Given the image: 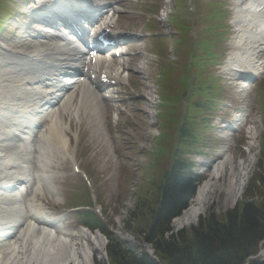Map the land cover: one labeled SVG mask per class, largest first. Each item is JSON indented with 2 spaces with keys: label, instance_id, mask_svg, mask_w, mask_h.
<instances>
[{
  "label": "bare ground",
  "instance_id": "1",
  "mask_svg": "<svg viewBox=\"0 0 264 264\" xmlns=\"http://www.w3.org/2000/svg\"><path fill=\"white\" fill-rule=\"evenodd\" d=\"M257 3L259 6L256 5ZM233 23L236 30L233 44L234 51L227 59L228 63L225 66L230 69L229 71L234 78L239 80L241 77L250 78L255 74L256 60L263 50L264 0H244L243 5L234 14ZM47 52L48 49L45 46L42 48L37 47L35 54L31 55V59L24 57L25 52L5 53V58L0 56V117L3 112L11 114L16 110H23L24 112L29 111L31 123L36 122L40 118L39 115H33L34 112L39 113L35 111L38 108V102L22 104L20 99L15 98L16 94H19V92L15 91L17 89L16 84L21 81L23 76H29L17 72L15 70L16 67L31 72V75L46 79V82L42 84L43 86L40 85L36 88L37 90L44 87L47 83H51L52 87H54L56 82H71L70 78L64 79L68 75L60 73V70L61 68L70 69L77 60L66 58L51 61ZM4 61L7 64L1 66ZM60 61L63 62L61 63ZM7 67L14 68L15 72L6 73L5 69ZM7 79H11L16 83L8 84L5 82ZM85 101L86 104H81L83 112L86 111L84 109H87L92 99L85 97ZM78 109L76 106H71L68 113L77 116ZM1 119L4 122L6 121L3 117ZM13 121L17 122L18 119L14 118ZM2 125H0V128L5 129ZM59 135V140L65 147V140L60 133ZM16 160L15 149L4 151L0 145V238L2 237V228L10 229L9 227L12 223L7 219V216H10V220L18 217L19 226L21 225V228L17 230L11 240L0 242V264H93V254L100 255L104 249L100 236L86 231L65 234V232L56 227H51L52 229L38 227L35 221H41L43 225H47L51 218L44 212L38 211L33 219L35 221L32 219L28 220L21 217V210L18 205H15L18 207L14 208L9 204V202L15 201L18 195L13 193V191L9 192L6 188L17 185L18 191L23 190L25 186H22L24 183L21 182H28L30 175L25 167H21L23 173L15 172V167L13 171L6 167V164L11 162L15 164ZM222 169L223 163L215 164L213 170L215 179L219 176ZM243 178L245 179L246 177H242V181L238 180L232 183L233 196L230 189H226V198L229 199V193H231V200L241 194ZM219 189L220 187L216 181L205 182L198 189L192 205L182 214L180 219L173 222L175 229L179 230L185 226L195 224L198 218L205 213L208 203H214L216 206L221 204L222 201L219 199L222 196V192ZM212 197H214L215 201L212 200ZM225 202L228 201L226 200Z\"/></svg>",
  "mask_w": 264,
  "mask_h": 264
},
{
  "label": "trees",
  "instance_id": "2",
  "mask_svg": "<svg viewBox=\"0 0 264 264\" xmlns=\"http://www.w3.org/2000/svg\"><path fill=\"white\" fill-rule=\"evenodd\" d=\"M193 132L191 126H182L178 134L185 142L191 140ZM192 190L187 181L182 183L174 176L167 182L159 208L150 211L152 229L145 239L157 261L144 255L128 256L114 245L107 250L109 264H244L255 255L264 240V197L258 203H241L221 216L208 215L189 234L166 235L170 218L186 206ZM249 264H264V260Z\"/></svg>",
  "mask_w": 264,
  "mask_h": 264
},
{
  "label": "rangeland",
  "instance_id": "3",
  "mask_svg": "<svg viewBox=\"0 0 264 264\" xmlns=\"http://www.w3.org/2000/svg\"><path fill=\"white\" fill-rule=\"evenodd\" d=\"M232 1H236V0H232ZM142 63H143V61H142L141 57H138V58L132 57V59L130 60V66H131V68H133L134 72L135 73L142 72L140 74H137V76H134V80L136 82L135 84L138 83V77L139 78L144 77L143 78V84L145 85V82L147 81L146 78H145L146 77L145 74L147 72L145 70L143 71L144 67H142ZM137 66H141V69H137ZM140 81H141V79H140ZM153 90L152 89H146L145 86H141V89H139V87H138V89L134 88L133 89V95L131 97H129V99H128L127 103H126V106H125V109H127V110H122L125 113L127 112L128 114H130V116L132 118V125L134 126V128H132V130L134 132L140 134V135L144 134L145 128H144V126H142L139 123V121H142L144 116L143 115L142 116H138V115H140L138 110H144L146 112V110H151L152 109V105L149 104L148 98H150L152 96ZM165 90H168V89H165ZM143 98H147V99L144 100ZM133 111H135L136 114ZM152 112H154V110H152ZM127 131H130V130H127ZM94 133H91L90 135H92ZM156 134H157V132H156ZM90 135H89V137H90ZM89 137L88 138H84L85 141L88 139L90 142H93ZM105 148H106V143H105ZM89 149H90L89 151H91V156H93V157H90V155H89L86 158L85 157H81V159L83 158L82 159L83 161L85 160L86 162L89 163L90 171L92 170L93 175L100 180L101 187H100L99 190H100V193L102 195V198L104 199V201L109 206L107 208L111 209V210L115 209L116 205H118V203H116L114 201L115 196H118V193H119V190H117V177H118V174L115 175L113 173V171L108 168V166H107L108 165V160H106V156H105V153H104L105 150L104 149L98 148L97 145L94 144V142H93V145H91ZM253 151H254V154H255L257 149H254ZM232 167L234 168L233 170H232ZM242 169H246L247 170L248 179H249V175L252 173L253 167L252 166H246V167H243ZM230 170L232 171V174H230ZM238 173H239V164H238V162L236 161V159L234 157V164L232 165L230 162L227 163V167H226L225 173H224V175H223V177L221 179V182L218 183L220 185L219 191L222 192V191H225L226 189H228L227 187L230 185V182L228 180L229 177H233V176L235 177V176L238 175ZM69 184L70 183L68 181H64L63 180L62 186L64 188H66ZM147 184H149V182H147L145 178L142 181L141 177L139 175H135L134 176L133 181H132V187L134 189V188H136L138 186V189L136 190V193H135L134 197H133V195L130 197L129 203H128V206H127V210L132 208L133 203H135V199H136L135 197L138 194V190H139L140 187L146 186L144 189H145V191L147 193L150 192V189H152L154 191L153 187L150 188V186H147ZM152 184H154V183L152 182ZM242 196H241V198H242ZM145 197H148V196H145ZM212 200H214V197H212ZM226 200L228 202H225ZM230 201H231V199L225 198L222 201V203L217 205V206L214 203H210V205L212 204V206L209 209L210 210L209 212L215 214V217L216 216H221V214L225 213L230 208H233L234 203L236 201L233 202L231 205H230ZM105 211H108L109 215L112 214L107 209ZM125 211L126 210L121 211L116 216H114V218L111 217V219H113V221L116 222V224L122 225V221L125 218ZM209 212H207V213H209ZM145 220L146 219H144L143 222H145ZM114 228H115L114 231H116V232L119 231V228H117L116 225H115ZM99 257L100 258L102 257L101 260H98L96 262L94 261L93 264H107V261H106V259L104 257V253L100 254Z\"/></svg>",
  "mask_w": 264,
  "mask_h": 264
}]
</instances>
